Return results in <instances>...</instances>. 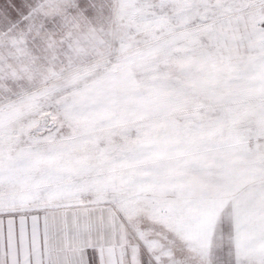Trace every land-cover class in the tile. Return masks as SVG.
Returning a JSON list of instances; mask_svg holds the SVG:
<instances>
[{"label":"snow or ice","instance_id":"obj_1","mask_svg":"<svg viewBox=\"0 0 264 264\" xmlns=\"http://www.w3.org/2000/svg\"><path fill=\"white\" fill-rule=\"evenodd\" d=\"M0 264H264V0H0Z\"/></svg>","mask_w":264,"mask_h":264}]
</instances>
